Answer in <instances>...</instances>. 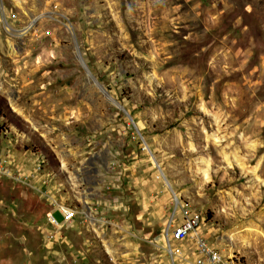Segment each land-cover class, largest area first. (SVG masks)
Returning <instances> with one entry per match:
<instances>
[{
    "label": "rangeland",
    "instance_id": "obj_1",
    "mask_svg": "<svg viewBox=\"0 0 264 264\" xmlns=\"http://www.w3.org/2000/svg\"><path fill=\"white\" fill-rule=\"evenodd\" d=\"M0 165V264H264V0H0Z\"/></svg>",
    "mask_w": 264,
    "mask_h": 264
},
{
    "label": "built area",
    "instance_id": "obj_2",
    "mask_svg": "<svg viewBox=\"0 0 264 264\" xmlns=\"http://www.w3.org/2000/svg\"><path fill=\"white\" fill-rule=\"evenodd\" d=\"M10 18H14L13 13ZM2 170L0 165V174L3 173ZM55 212L60 216L58 221L53 217ZM75 214V207L55 202L45 217L50 225L59 227L68 223ZM201 220V215L197 212L184 213L178 223L169 219L166 228V253L171 264H236L232 255L222 254L200 236L198 228Z\"/></svg>",
    "mask_w": 264,
    "mask_h": 264
},
{
    "label": "bare ground",
    "instance_id": "obj_3",
    "mask_svg": "<svg viewBox=\"0 0 264 264\" xmlns=\"http://www.w3.org/2000/svg\"><path fill=\"white\" fill-rule=\"evenodd\" d=\"M207 179V176L205 177V180ZM174 201L176 202V204H179V200L177 199L176 196H174Z\"/></svg>",
    "mask_w": 264,
    "mask_h": 264
}]
</instances>
